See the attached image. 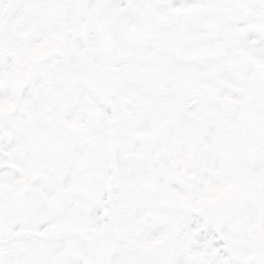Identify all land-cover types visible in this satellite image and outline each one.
Here are the masks:
<instances>
[{
    "label": "snow or ice",
    "instance_id": "1",
    "mask_svg": "<svg viewBox=\"0 0 264 264\" xmlns=\"http://www.w3.org/2000/svg\"><path fill=\"white\" fill-rule=\"evenodd\" d=\"M0 264H264V0H0Z\"/></svg>",
    "mask_w": 264,
    "mask_h": 264
}]
</instances>
